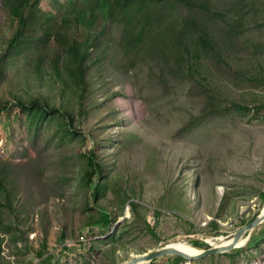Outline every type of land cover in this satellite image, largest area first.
<instances>
[{
	"label": "rangeland",
	"instance_id": "374dc122",
	"mask_svg": "<svg viewBox=\"0 0 264 264\" xmlns=\"http://www.w3.org/2000/svg\"><path fill=\"white\" fill-rule=\"evenodd\" d=\"M232 1L219 0L216 8ZM246 2L260 10V25L246 31L250 42L226 39L223 19L210 18L220 55L196 61L190 74L188 64L157 53L126 56L118 22L95 33L85 92L63 87L44 56L41 71L35 56L7 67L0 182L9 197L0 188V264H44V246L52 264H122L165 244L217 243L263 211L264 0ZM66 4L40 6L55 18ZM12 31L0 10V53ZM90 151L101 178L91 174ZM103 210L109 231L95 224ZM179 264H264V241Z\"/></svg>",
	"mask_w": 264,
	"mask_h": 264
},
{
	"label": "trees",
	"instance_id": "16d2710c",
	"mask_svg": "<svg viewBox=\"0 0 264 264\" xmlns=\"http://www.w3.org/2000/svg\"><path fill=\"white\" fill-rule=\"evenodd\" d=\"M43 1L0 0L1 12L13 25L7 47L0 53V83L7 67L14 60L27 57L33 59L35 56L40 62L36 64L37 71H41L39 64L44 62V56L45 60H51L56 79L61 80L63 87L73 85L76 90L85 92L88 86V55L98 37L95 33L105 32L108 26L116 22L123 28V49L126 56L137 58L141 52L142 56L157 53L163 60L173 58L176 66L181 65L183 68V65L188 64L189 74L196 70V61L210 54L216 57L220 55L215 49L218 38L208 24L210 18H222L227 31L223 33V37L228 40L241 39L242 44L250 42L246 34L250 24L260 25L255 20V15L260 12L259 8L246 0H233L228 9L222 11L216 8L219 0H67L66 5H61L65 13L62 16L58 14L55 18L41 10ZM227 19L231 22L228 23ZM151 38L154 44L147 45V39ZM52 40L56 42L54 47L49 44ZM258 46L264 48V42H260ZM135 49L139 50L137 56L130 54ZM38 104L40 103L37 100L33 102L36 107ZM88 162L92 169L91 174L101 178L103 168L92 151L88 154ZM97 187L98 185L93 188L94 200L98 196ZM0 188L9 197L3 182H0ZM261 197L264 199V194ZM95 224L109 231L112 220L108 211L103 210L100 220ZM212 225L217 226L215 222ZM245 239L246 236H243L239 244H244ZM262 241L264 230L256 231L245 246L229 253L233 255L257 247ZM191 243L188 246L196 250L209 247L200 240H192ZM45 250L44 246L38 252V257L43 259L44 264H52L50 256L43 258ZM169 258L172 259L171 264L186 261L181 256L162 257Z\"/></svg>",
	"mask_w": 264,
	"mask_h": 264
},
{
	"label": "water",
	"instance_id": "95a60500",
	"mask_svg": "<svg viewBox=\"0 0 264 264\" xmlns=\"http://www.w3.org/2000/svg\"><path fill=\"white\" fill-rule=\"evenodd\" d=\"M262 224H264V211L261 210V212L250 223L236 230L234 233L225 235L224 237L231 236L233 238V240L227 244H224L223 242L214 244L211 243L208 239L204 240L206 243L209 244V247L201 248L202 250L198 254L188 253L171 244H165L163 246L152 249L146 253H143L139 256H136L131 260L124 261L122 264H135L143 260H148L149 262H152L164 256H181L185 260L192 261V260H200L205 257L226 254L236 248L246 245L247 242L252 237L253 233H255ZM243 236H246L245 242L244 244H239V241Z\"/></svg>",
	"mask_w": 264,
	"mask_h": 264
},
{
	"label": "bare ground",
	"instance_id": "6f19581e",
	"mask_svg": "<svg viewBox=\"0 0 264 264\" xmlns=\"http://www.w3.org/2000/svg\"><path fill=\"white\" fill-rule=\"evenodd\" d=\"M264 211V209H263ZM233 240V238L231 236H228V237H223L221 240H219L217 243H214V244H218V243H224V244H227L229 242H231ZM172 245V244H171ZM175 247H178L180 248L181 250L185 251V252H188V253H192V254H198L201 252V250H196V249H192L190 247H184L182 245H173ZM140 263H145V264H152V262H149L148 260H143V261H140V262H137L135 264H140Z\"/></svg>",
	"mask_w": 264,
	"mask_h": 264
}]
</instances>
